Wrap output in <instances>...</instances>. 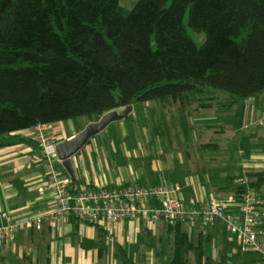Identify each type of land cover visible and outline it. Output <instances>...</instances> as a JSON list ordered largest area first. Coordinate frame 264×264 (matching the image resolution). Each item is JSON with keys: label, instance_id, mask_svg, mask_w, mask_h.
I'll use <instances>...</instances> for the list:
<instances>
[{"label": "trees", "instance_id": "obj_1", "mask_svg": "<svg viewBox=\"0 0 264 264\" xmlns=\"http://www.w3.org/2000/svg\"><path fill=\"white\" fill-rule=\"evenodd\" d=\"M123 1L0 0V147L14 133L97 122L135 102L185 108L196 90L264 94V0ZM189 28L207 35L203 45ZM249 176L264 185V170ZM169 232L171 264H208L211 236L194 241L180 221Z\"/></svg>", "mask_w": 264, "mask_h": 264}, {"label": "crops", "instance_id": "obj_2", "mask_svg": "<svg viewBox=\"0 0 264 264\" xmlns=\"http://www.w3.org/2000/svg\"><path fill=\"white\" fill-rule=\"evenodd\" d=\"M217 97H221L219 101H211L208 107L194 101L185 108L165 107L154 101L156 105L144 108L142 124L133 105L126 118L112 122L72 157L76 182L63 162L59 164L63 178L77 188L178 186L177 196L195 205L235 193L241 176L249 178L251 187L255 179L249 173L264 170V94L251 102L227 95ZM229 101L232 106L222 109L221 103ZM90 123L80 118L46 127L59 143L75 137ZM34 133V128L14 133L13 143L0 147V214H8V218L0 216V225L43 216L44 227L20 230L12 243L0 247V264H162L169 257L172 261V240L170 252L165 249L166 236L172 239L170 223L152 224L143 219L86 223L51 218L58 203L44 174L43 148ZM263 188H252L257 198ZM208 224L227 227V241L222 232L214 234L206 229ZM182 227L194 241L211 236L214 255L207 254L208 264L211 260L220 264L225 255L229 264H260L258 254H243L236 234L222 221L182 222ZM153 236L163 240L153 245Z\"/></svg>", "mask_w": 264, "mask_h": 264}, {"label": "built area", "instance_id": "obj_3", "mask_svg": "<svg viewBox=\"0 0 264 264\" xmlns=\"http://www.w3.org/2000/svg\"><path fill=\"white\" fill-rule=\"evenodd\" d=\"M34 130V137L43 148L44 174L53 187L58 203L51 218L68 217L86 223H119L135 219H143L152 224L160 221H222L236 234L239 247L244 252L258 254L259 263L264 264V202L258 200L255 190L250 187L248 177L238 181L239 192L226 198L213 197L200 205L186 203L177 196L179 187L167 184L101 187L83 185L77 188L62 176L58 143L47 127L39 125ZM0 216L8 218L5 212ZM45 219L43 216H34L0 225V247L12 243L22 229H43Z\"/></svg>", "mask_w": 264, "mask_h": 264}, {"label": "rangeland", "instance_id": "obj_4", "mask_svg": "<svg viewBox=\"0 0 264 264\" xmlns=\"http://www.w3.org/2000/svg\"><path fill=\"white\" fill-rule=\"evenodd\" d=\"M137 1L138 0H124L123 1V3H124V6L126 7V8H129V9H131V8H133L135 5H136V3H137ZM189 31H190V33L193 35V37L195 38V40H196V42L198 43V45H203L204 43H205V41H206V38H207V35L205 34V33H198V32H195L192 28H189ZM214 93H212L210 90H196V91H191L190 93H189V95L192 97V98H194V102H196V103H201V105L202 104H209V103H211V101H213V100H215V103L217 102V101H219V99L221 98L220 97V95H227L228 97H230L231 98V96L229 95V94H227V93H221V92H218V93H215L214 95H215V98L212 96ZM206 96H210V98L209 97H206ZM217 96H219L220 98H218ZM155 101H158V102H156L157 103V105H159L158 103H160V101L159 100H155ZM205 101H209L208 103L207 102H205ZM133 105H135V107H134V111L136 112L137 111V113L139 114V122H140V124H142V120H143V115H144V111H146V109H144V108H146L148 105H156L155 104V102L154 101H148V102H143V103H141V102H135ZM200 105V104H199ZM189 106V105H188ZM206 107H208V106H206ZM169 115V114H168ZM84 119H88L87 117H83ZM153 120H155L154 118H152ZM168 120H169V117H168ZM154 128H155V124H154ZM154 128H151V132L153 133L154 132ZM118 140H120V139H118ZM242 177H244V176H241V177H239V179H238V181L242 178ZM245 177H247V176H245ZM244 177V178H245ZM236 185H237V183H236ZM237 188H239V186H237ZM236 188V189H237ZM261 192L263 193V194H261V193H258V198L259 199H264V188L261 190ZM259 194H261L260 196H259ZM206 227V229H208V230H210L211 232H213L214 234H215V232H222L223 233V236H224V238H225V240H226V238H227V227H225L224 225H213V224H208L207 226H205ZM160 236H153V238L151 237V239H150V241L152 242V244L153 245H157V244H159L160 243V241L159 240H163V239H158V240H156L157 238H159ZM166 245H165V249H166V251L169 253L170 252V245L172 244V242H171V238L169 237V236H166ZM227 241V240H226ZM237 244V243H236ZM230 246L231 247H235L236 248V246L234 245V244H230ZM237 246L239 247V245L237 244ZM205 248H206V251H207V254L208 255H214V249H213V244H209L208 242H206V244H205ZM243 252V254H247L246 252H244V251H242ZM253 253H255V252H253ZM171 257H169V258H165V260H164V262L162 263V264H170L171 263ZM218 260H216L215 262H213L212 260H211V263L210 264H218ZM234 264V263H233Z\"/></svg>", "mask_w": 264, "mask_h": 264}, {"label": "water", "instance_id": "obj_5", "mask_svg": "<svg viewBox=\"0 0 264 264\" xmlns=\"http://www.w3.org/2000/svg\"><path fill=\"white\" fill-rule=\"evenodd\" d=\"M132 109L133 105H130L122 111L113 110L108 112L99 121L90 123L75 137L57 144L59 158L71 174L73 182H76L77 176L72 157L82 150L94 136L105 130L112 122L126 118Z\"/></svg>", "mask_w": 264, "mask_h": 264}]
</instances>
